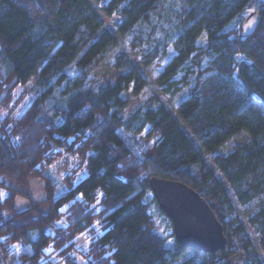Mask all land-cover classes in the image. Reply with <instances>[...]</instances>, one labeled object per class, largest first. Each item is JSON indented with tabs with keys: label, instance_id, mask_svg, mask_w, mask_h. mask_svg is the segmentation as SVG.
Wrapping results in <instances>:
<instances>
[{
	"label": "trees",
	"instance_id": "trees-1",
	"mask_svg": "<svg viewBox=\"0 0 264 264\" xmlns=\"http://www.w3.org/2000/svg\"><path fill=\"white\" fill-rule=\"evenodd\" d=\"M101 9L0 0V264H79L80 234L85 264H228L236 252L264 264V0H106ZM249 9L260 21L243 36ZM160 60L159 91L142 95L144 67ZM142 132L152 145H134ZM65 154L78 161L56 197L44 169ZM29 177L43 180L45 198L18 209L16 197L31 196L15 185ZM151 177L195 190L227 249L208 259L164 246L154 211L174 233Z\"/></svg>",
	"mask_w": 264,
	"mask_h": 264
},
{
	"label": "water",
	"instance_id": "water-1",
	"mask_svg": "<svg viewBox=\"0 0 264 264\" xmlns=\"http://www.w3.org/2000/svg\"><path fill=\"white\" fill-rule=\"evenodd\" d=\"M259 21L257 12H249L241 22V34H253ZM149 184L160 209L170 219L174 237L181 246L204 253L225 250L228 240L223 226L195 190L180 181L163 178L151 177ZM227 263L247 264V256L243 252L233 253L228 256Z\"/></svg>",
	"mask_w": 264,
	"mask_h": 264
},
{
	"label": "rangeland",
	"instance_id": "rangeland-1",
	"mask_svg": "<svg viewBox=\"0 0 264 264\" xmlns=\"http://www.w3.org/2000/svg\"><path fill=\"white\" fill-rule=\"evenodd\" d=\"M91 2L98 11H102L101 5L106 1V0H88ZM104 21L106 24L110 25L111 22L115 19H117L116 16H111V17H106L104 16ZM117 35V33H115ZM119 46L122 48H125L124 43L120 40L119 38ZM118 49V48H117ZM110 58L108 57L106 59L105 64L103 65V68L109 63ZM164 62V60H160L159 64H151L147 67H144V71L148 77V84L147 86L143 89L141 92L142 95L150 93V92H157L159 91L157 89V84L155 83L154 80V75L157 71V69L161 66V64ZM20 88V86L18 87ZM17 88V89H18ZM187 92L182 89L171 99L168 100V105L174 106L176 100L180 97L185 96ZM5 110H0V117H2L5 114ZM20 109L16 108L15 111L12 113L13 115H19ZM134 145L137 146L139 143L146 144L147 146H150L154 142V138H147L145 136V132H142L140 134H135L132 135ZM246 138V135L241 132L237 134L236 138ZM234 138L230 139V142L228 143H223L220 146V150H227L230 148L232 141ZM203 156L207 158V155L204 151V149H201ZM78 159L76 157H72L71 155H64L60 159L56 160L54 163L49 165L47 168L44 169V175L47 177L54 185V194L56 197L60 196L66 191V184L64 182L63 176L67 171H73V166H76ZM86 174V169L85 168H80L77 169L76 171V181L81 179L84 175ZM18 189H20L23 192L29 193L31 196V199H28L24 196H17L15 199V203L18 209H24L29 207L32 204H38L40 203L44 198H45V189H44V184L43 180L40 177H29L27 178L24 182H21L19 184L15 185ZM5 195L4 191H1ZM3 195V196H4ZM1 196V197H3ZM153 227L155 228L156 232H158L162 238H163V244L164 246H171L175 241L174 235L172 236L170 234L171 228L170 225L168 224V221L166 218H164L161 214L157 213L156 211L153 212ZM168 241H172V243H168ZM88 244V239L85 234H80L76 237V246L78 251L75 253V258L79 264H85V259L81 255L80 250L86 249ZM228 245V243H227ZM227 249V246L226 248ZM52 260L56 261V257H51ZM56 264H62L61 262H57Z\"/></svg>",
	"mask_w": 264,
	"mask_h": 264
},
{
	"label": "snow or ice",
	"instance_id": "snow-or-ice-1",
	"mask_svg": "<svg viewBox=\"0 0 264 264\" xmlns=\"http://www.w3.org/2000/svg\"><path fill=\"white\" fill-rule=\"evenodd\" d=\"M249 11H253V9H249ZM252 21L249 22V26L251 25ZM170 52H171V49H170ZM4 194L3 193H0V196H3ZM102 195V194H101ZM61 211H63V209H61ZM168 243H172V241H168ZM15 247V245H14ZM47 251V249H46Z\"/></svg>",
	"mask_w": 264,
	"mask_h": 264
},
{
	"label": "built area",
	"instance_id": "built-area-1",
	"mask_svg": "<svg viewBox=\"0 0 264 264\" xmlns=\"http://www.w3.org/2000/svg\"><path fill=\"white\" fill-rule=\"evenodd\" d=\"M207 258L210 259L211 258V253H207Z\"/></svg>",
	"mask_w": 264,
	"mask_h": 264
}]
</instances>
